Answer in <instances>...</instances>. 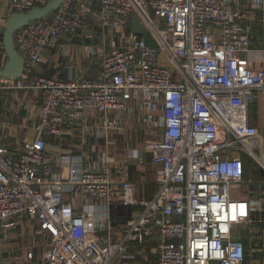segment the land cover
Instances as JSON below:
<instances>
[{"label":"built area","instance_id":"2783aa9c","mask_svg":"<svg viewBox=\"0 0 264 264\" xmlns=\"http://www.w3.org/2000/svg\"><path fill=\"white\" fill-rule=\"evenodd\" d=\"M49 1L0 3L11 15ZM99 4L98 28L119 41L103 52L97 78L38 74L46 48L87 26V0H63L53 15L14 35L24 71L14 81L0 78V90L39 94L40 135L24 141L16 155L0 145V227H10L14 219L37 226L48 241V264H122L132 253L147 264L151 251L156 264H247V248L235 234L242 223L232 214L231 195L244 176L239 154L258 134L249 108L256 92L264 94V70L251 69L243 59L251 50V25L244 23L257 19L264 37V0ZM133 16L156 48L129 33ZM133 97L161 111L160 138L145 146L157 168L151 198L136 199L131 182L114 186L108 170L88 167L81 158L66 159L62 174L53 172L44 134L60 137L86 110L102 118L126 111ZM127 206L131 216L122 223ZM259 206L256 200L245 209ZM256 222L245 219L248 235Z\"/></svg>","mask_w":264,"mask_h":264},{"label":"crops","instance_id":"0c3cea01","mask_svg":"<svg viewBox=\"0 0 264 264\" xmlns=\"http://www.w3.org/2000/svg\"><path fill=\"white\" fill-rule=\"evenodd\" d=\"M87 1L91 8L87 26L75 36H60L54 46L43 51L44 64L38 67L39 75L62 80L99 76L103 52L117 44L119 39L115 33L98 28L95 16L100 8L99 0ZM9 14L7 4L0 3V28ZM249 24L251 50L243 59L248 61L251 69L264 70V37L257 19L244 23L247 27H250ZM129 33L133 34L131 28ZM5 62L6 57L0 48V67ZM40 102L39 94L33 91L0 90V145L8 154L16 155L24 141L33 140L40 135L36 128ZM144 119L148 121L144 122ZM249 121L258 134L251 146L239 154L244 166V176L239 187L232 191L231 209L233 216L242 223L237 226L235 234L242 238L249 254L253 256V264H261L264 254L256 251L264 249L262 92H256V99L249 108ZM161 123L159 105L133 97L129 100L126 111L111 112L102 118L94 111L86 110L80 120L72 128L65 130L60 137L44 134L46 152L55 161L53 172L57 174H62L68 165L66 159L81 158L88 167L108 170L114 186L131 182L134 185V197L147 200L153 196L156 189L157 168L145 146L148 142L160 138ZM247 151L250 152L247 154ZM256 200L260 206L247 211L245 206ZM247 217L258 221L254 225L253 235L247 233ZM10 223L8 228L0 227V264H21L20 261L27 260L30 237L31 243L37 242L33 247L39 245L47 250L48 241L41 235L37 226L24 219H14ZM255 240V244L250 243Z\"/></svg>","mask_w":264,"mask_h":264},{"label":"water","instance_id":"95a60500","mask_svg":"<svg viewBox=\"0 0 264 264\" xmlns=\"http://www.w3.org/2000/svg\"><path fill=\"white\" fill-rule=\"evenodd\" d=\"M63 0H51L42 7H35L27 12H19L11 14L3 24L2 47L6 62L0 67V78L7 80L20 79L24 71V59L18 54L14 46V35L21 28L34 23L45 17L52 15L60 6ZM131 32L140 35L143 38L144 45L150 48H156V43L146 30L145 26L139 22L136 16L132 18ZM132 208H125V223L131 216Z\"/></svg>","mask_w":264,"mask_h":264},{"label":"rangeland","instance_id":"374dc122","mask_svg":"<svg viewBox=\"0 0 264 264\" xmlns=\"http://www.w3.org/2000/svg\"><path fill=\"white\" fill-rule=\"evenodd\" d=\"M2 32H3V25L0 28V40L2 39ZM254 218V216H253ZM32 238L30 237V242L29 243V253L27 260H22L20 261L21 264H48L45 260V250L46 248H43L42 246H35L33 247L35 244L31 243ZM257 240L255 241H250V243H256ZM262 254H264V249L261 250ZM149 262L147 264H156L155 262V256L153 254H151L149 256ZM122 264H142L141 261L138 260V258L135 256L134 253H132L130 256L128 257H124L123 258V262Z\"/></svg>","mask_w":264,"mask_h":264},{"label":"trees","instance_id":"16d2710c","mask_svg":"<svg viewBox=\"0 0 264 264\" xmlns=\"http://www.w3.org/2000/svg\"><path fill=\"white\" fill-rule=\"evenodd\" d=\"M52 15H53V14H52ZM50 16H51V15H50ZM0 43H1V45H2V39L0 40ZM1 50L3 51V47H1ZM3 52H4V51H3ZM149 254H150V255H151V254L154 255L153 251H151ZM261 257H262V256H261ZM149 259H150V258H149ZM246 259H247V264H249L248 261L251 260V257L249 256V252H248V250H246ZM252 259H253V256H252Z\"/></svg>","mask_w":264,"mask_h":264}]
</instances>
